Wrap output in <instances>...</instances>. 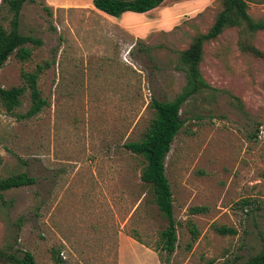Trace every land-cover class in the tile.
Instances as JSON below:
<instances>
[{
	"label": "rangeland",
	"instance_id": "1",
	"mask_svg": "<svg viewBox=\"0 0 264 264\" xmlns=\"http://www.w3.org/2000/svg\"><path fill=\"white\" fill-rule=\"evenodd\" d=\"M247 2L249 15L264 19V0ZM219 8L220 0H165L115 18L91 0L22 6L19 30L40 43L26 44V61L9 56L0 86L21 85L22 70L42 65L46 104L27 117L28 89L12 111L0 101V176L36 179L2 193L1 249L30 251L38 264H237L260 249L264 59L238 40L264 51V31L243 37L226 28L204 44L201 71L211 88L182 104L184 123L164 161L177 236L170 255L159 246L167 220L140 179L143 159L123 146L142 136L153 98L181 91L179 52Z\"/></svg>",
	"mask_w": 264,
	"mask_h": 264
},
{
	"label": "trees",
	"instance_id": "2",
	"mask_svg": "<svg viewBox=\"0 0 264 264\" xmlns=\"http://www.w3.org/2000/svg\"><path fill=\"white\" fill-rule=\"evenodd\" d=\"M34 0H1L0 1V68L13 53L21 61H26L31 56V49L27 43H40L39 39L26 35L19 30V19L22 6L26 2ZM165 0H91L92 5L99 11L118 18L125 12L145 13ZM247 0H220V8L215 13L213 22L205 32L196 33L188 46L179 52L178 65L185 74V85L181 91L171 100L159 101L152 99L150 106L153 108V116L145 127L142 136L138 140L125 142L123 146L143 159L140 179L146 183L152 191V202L167 220L166 227L160 233L159 246L167 255L173 253L176 243V222L173 216L172 192L165 173V157L175 136L182 127L184 121L181 118L182 104L196 93L211 88L204 79L201 71V63L204 56V44L217 39L226 28H235L240 36L247 33L264 31V19H253L248 11ZM8 21L5 27L3 21ZM238 46L243 52L264 59V51L255 47L247 39H239ZM42 65H36L32 71L22 70L21 85L9 88L0 86V101L6 111H12L21 102L26 89L29 90L31 104L25 113L30 117L41 111L46 104L40 95L38 78L43 71ZM264 175V172H263ZM36 179L26 172H17L7 176H0V197L2 193L21 186L34 184ZM192 213L203 212L202 207H192ZM221 233L235 234L231 227H217ZM196 238V231H192ZM137 242L146 245L136 236H131ZM58 254V251H57ZM0 264H38L30 251H7L0 248ZM237 264H264V242L260 249L250 255L246 260Z\"/></svg>",
	"mask_w": 264,
	"mask_h": 264
},
{
	"label": "crops",
	"instance_id": "3",
	"mask_svg": "<svg viewBox=\"0 0 264 264\" xmlns=\"http://www.w3.org/2000/svg\"><path fill=\"white\" fill-rule=\"evenodd\" d=\"M137 14H139V13H137ZM122 238V237H121Z\"/></svg>",
	"mask_w": 264,
	"mask_h": 264
}]
</instances>
